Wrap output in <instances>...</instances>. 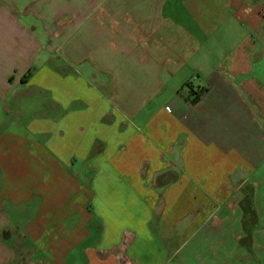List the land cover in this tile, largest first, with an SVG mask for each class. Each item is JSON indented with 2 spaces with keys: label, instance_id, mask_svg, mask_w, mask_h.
Masks as SVG:
<instances>
[{
  "label": "crops",
  "instance_id": "obj_1",
  "mask_svg": "<svg viewBox=\"0 0 264 264\" xmlns=\"http://www.w3.org/2000/svg\"><path fill=\"white\" fill-rule=\"evenodd\" d=\"M0 84V264H264V0H0Z\"/></svg>",
  "mask_w": 264,
  "mask_h": 264
},
{
  "label": "rangeland",
  "instance_id": "obj_2",
  "mask_svg": "<svg viewBox=\"0 0 264 264\" xmlns=\"http://www.w3.org/2000/svg\"><path fill=\"white\" fill-rule=\"evenodd\" d=\"M37 61L41 60L37 59ZM13 85L15 84L12 83L11 86ZM31 90L22 84L17 87L0 84V137L7 138L12 135L19 139L22 135L30 139L29 142L37 140L38 136L29 128V123L39 119L40 111H46V107L38 92L35 94ZM7 142L2 143L0 152L5 150Z\"/></svg>",
  "mask_w": 264,
  "mask_h": 264
},
{
  "label": "trees",
  "instance_id": "obj_3",
  "mask_svg": "<svg viewBox=\"0 0 264 264\" xmlns=\"http://www.w3.org/2000/svg\"><path fill=\"white\" fill-rule=\"evenodd\" d=\"M30 74H31V73H30V71H29V72L23 77V79L28 78ZM187 86L189 87V92H188V94H189V98H192L191 100H192L193 102L198 101L199 98H200L201 93L203 92V89H202V90H201V89H200V90H194V89H193V86H191L190 83L187 84Z\"/></svg>",
  "mask_w": 264,
  "mask_h": 264
}]
</instances>
